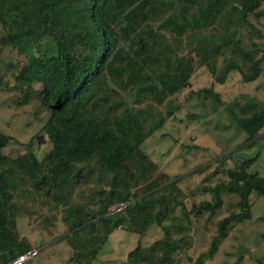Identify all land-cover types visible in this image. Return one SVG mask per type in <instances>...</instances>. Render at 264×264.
<instances>
[{
	"label": "trees",
	"instance_id": "1",
	"mask_svg": "<svg viewBox=\"0 0 264 264\" xmlns=\"http://www.w3.org/2000/svg\"><path fill=\"white\" fill-rule=\"evenodd\" d=\"M7 48L23 60L8 62L16 82L5 88L18 105L36 99L37 111H49L42 130L51 146L41 156L37 134L22 142L25 151L7 150L19 140L0 129V264L35 246L19 219L36 211L50 235L61 218L65 228L50 239L71 246L68 264H96L119 228L138 238L122 264H185L181 253L205 264L253 216L252 193L264 197V174L253 168L260 150L235 153L262 144L264 96L242 91L226 100L215 82L239 73L246 82L262 77L264 88V0H0V53ZM200 68L213 81L193 88ZM193 97L202 107L190 119L222 107L221 128L235 125L244 138L215 156L183 142L211 158L170 174L145 142ZM223 206L208 248L193 257L197 233L209 231ZM254 257L264 264V251Z\"/></svg>",
	"mask_w": 264,
	"mask_h": 264
},
{
	"label": "rangeland",
	"instance_id": "2",
	"mask_svg": "<svg viewBox=\"0 0 264 264\" xmlns=\"http://www.w3.org/2000/svg\"><path fill=\"white\" fill-rule=\"evenodd\" d=\"M22 60V55L9 48L0 53V129L12 134L19 140V142L12 141L7 150L18 147L21 151H25L26 148L22 142H26L35 135L40 134L35 137V147L42 156L44 151L51 146V143L48 141L47 133L42 130L49 116V111L47 109L37 111L36 99L18 105L14 98L15 90H7L5 86L6 83L12 86V84L16 82L11 74V67L8 66V62ZM212 81L213 77L211 74L205 68H200L192 77V87L200 88L211 84ZM261 81L262 77L255 81L246 82L241 79L239 73H233L227 82H215V86L220 90L222 97L226 100L231 99L242 91L256 92L264 96V88H259L258 86ZM35 86L39 88L41 83L36 82ZM186 93L187 90L180 94L179 97L184 98ZM201 107V103L197 97L191 98L175 117L169 118L163 127L154 135L150 136L145 142V147L151 153L152 157L161 163V166L170 174L188 172L193 169L194 164L199 160L211 158V156L207 154H201L202 152L185 150L186 146H183V142L190 141L192 144L197 143L207 146L211 152L214 153V156L218 152L235 149L242 144L241 141L244 138V133L238 132L235 125H230L229 128H221L220 118L223 120L226 119L222 107L213 110L209 105L206 114L203 113V115L197 119H190L187 113L189 111H199ZM163 133L165 134L164 136H162ZM40 136L46 138V141L41 144L38 143V138ZM261 142L262 144H255L252 147L238 150L239 152L235 153V155L237 157L252 155L260 150L259 158L253 164V168L258 169L261 174H264V138ZM231 162L232 160L230 159L229 163ZM197 176L194 175L188 179V183L191 187H194L196 182L200 180L201 174ZM186 184L187 182L185 180L181 182L182 187ZM209 196V191H206L205 194L186 196L185 202L188 206H191L198 202L199 199ZM257 196L255 192L251 195L253 201V216L236 224L228 237L222 242L215 256L211 259L207 258L205 264H255L256 257L254 256L256 254L259 256L264 251V219L262 218L264 214V197ZM228 199L229 197L226 195V200ZM36 212H34L31 217L23 214L19 219V227L22 233L28 235L35 246H40L39 253L26 262V264L68 263L71 246L67 241L62 240L50 243L52 241L50 236L52 237L54 236L53 234H59L65 228L61 218L57 220L56 226L51 227L54 229V233L50 235L47 231L48 229H45L43 226L44 224L41 223V217ZM227 213V207L223 206L214 217L209 218V231L204 234L197 233L195 248L191 249L190 252L193 257L198 256L201 251L208 248L210 236L217 230L218 221ZM203 219L205 218L203 217ZM42 238L43 240H41ZM136 242L137 235L135 233L119 228L115 230L110 240L104 246L103 253L106 248L110 246V243H112L116 248L114 250L117 254L116 258L126 259L129 253V247L134 248ZM128 244L130 246L124 249ZM242 244H244L248 250H243V256L241 257L238 251ZM180 257L183 263L190 264V261L184 253H181ZM103 263L105 262H102L100 258L96 260V264ZM114 264L122 263L120 260H116Z\"/></svg>",
	"mask_w": 264,
	"mask_h": 264
},
{
	"label": "built area",
	"instance_id": "3",
	"mask_svg": "<svg viewBox=\"0 0 264 264\" xmlns=\"http://www.w3.org/2000/svg\"><path fill=\"white\" fill-rule=\"evenodd\" d=\"M122 204L124 206V203H122ZM39 251H40V246H33L30 249L18 254L16 257L5 262L4 264H26V262H28L29 260L34 258L39 253ZM69 264H76V263L70 262ZM157 264H174V263H172L170 261H164V262L157 263Z\"/></svg>",
	"mask_w": 264,
	"mask_h": 264
},
{
	"label": "crops",
	"instance_id": "4",
	"mask_svg": "<svg viewBox=\"0 0 264 264\" xmlns=\"http://www.w3.org/2000/svg\"><path fill=\"white\" fill-rule=\"evenodd\" d=\"M138 239V238H137ZM51 243V242H50ZM130 245L128 244L124 249H126L127 247H129ZM133 247H129L128 251H130ZM116 248L114 247V245H112V243H110V246H108L105 250V252L103 254L100 255V259L105 262L103 264H114V261L116 260H120L121 263L122 261H125L126 259H118L116 258V251H114ZM114 251V252H112ZM72 253V250H70V255ZM70 257V256H69ZM68 264V263H66Z\"/></svg>",
	"mask_w": 264,
	"mask_h": 264
},
{
	"label": "water",
	"instance_id": "5",
	"mask_svg": "<svg viewBox=\"0 0 264 264\" xmlns=\"http://www.w3.org/2000/svg\"><path fill=\"white\" fill-rule=\"evenodd\" d=\"M122 206H123V204L121 203V204H119V205H117V206H114L110 211L113 212V211L119 209V208L122 207ZM245 249H247V248L244 246V244H242V245L240 246V248H239L238 254L241 256L242 253H243V250H245ZM247 250H248V249H247ZM240 256H239V257H240Z\"/></svg>",
	"mask_w": 264,
	"mask_h": 264
}]
</instances>
